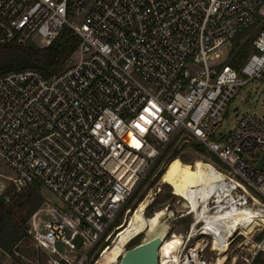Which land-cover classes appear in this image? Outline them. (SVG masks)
I'll return each mask as SVG.
<instances>
[{"label": "built area", "instance_id": "1", "mask_svg": "<svg viewBox=\"0 0 264 264\" xmlns=\"http://www.w3.org/2000/svg\"><path fill=\"white\" fill-rule=\"evenodd\" d=\"M65 28L78 45L60 72L0 77V165L13 173L0 178L59 203L46 198L51 218L33 234L50 256L45 264H87L101 254L134 192L181 136L224 176L210 191L223 195L220 209L264 216V167L256 169L264 116L244 114L218 132L237 89L264 81V0H0V46L38 37L48 47ZM249 34L251 51L237 68L232 60L247 45L233 41ZM214 196L208 205L217 209ZM175 210L167 239L182 233V242L166 264H227L204 223ZM184 218L187 229L176 232ZM251 235H262V250L264 226Z\"/></svg>", "mask_w": 264, "mask_h": 264}, {"label": "rangeland", "instance_id": "2", "mask_svg": "<svg viewBox=\"0 0 264 264\" xmlns=\"http://www.w3.org/2000/svg\"><path fill=\"white\" fill-rule=\"evenodd\" d=\"M251 35H244L236 38L233 41V47L246 42V52L247 54L251 51ZM38 48L44 49L45 41L41 38H36L34 40ZM32 45V44H31ZM232 63L240 66L242 59L236 57L232 60ZM68 65V63L66 64ZM65 65V66H66ZM264 101V81L253 80L247 85L237 89L236 96L231 101L227 113L224 117V123L219 129L221 132H229L237 123L239 118L244 114H253L257 118L261 119L264 116L262 111V103ZM186 137L181 136L176 139L173 144L170 145L165 155L158 161L157 165L152 170L148 179L143 181L137 190L134 192L130 198L126 209L133 210L138 204L145 199L151 192L154 195V201L147 209L146 215L151 217L156 211L170 206L171 208L178 209L180 214H184L187 204L182 200V198L173 194V190L169 185H161L160 179L164 173L168 164L174 159H180L182 162L187 164H192L196 166V169H205L209 175H212L218 171L216 168H212V164L209 163L208 155L193 141L187 142ZM205 162V163H202ZM208 162V163H206ZM202 163V164H201ZM191 167V166H190ZM214 167V166H213ZM193 168V167H191ZM0 174L4 177L13 176L11 170L3 165H0ZM4 184L6 186V191L0 196L5 197L7 200V205L5 208L10 213L9 219L13 223L18 224L21 228V233L19 234V240L14 241L9 247H12V254L4 251L0 247V264H45L50 259V256L36 247L33 234L35 227L41 228L45 220L50 219V214L47 211L48 205L46 204V198L50 199L54 204L59 206L56 197L43 190L39 187H23L17 189L11 182L6 179L0 178V187ZM36 192L43 195L45 202L44 204L32 215L29 216V211L31 205L27 203L28 198L35 196ZM127 215L124 214L120 217L118 223L126 220ZM189 224V218H184L177 222L176 232H184ZM247 226H244L246 229ZM117 231L113 234L109 245H112L116 240ZM143 236L136 238L132 241L126 248L129 249L140 242ZM262 235H257L250 241L260 244L262 242ZM248 238L241 234H236L232 239L230 250L227 253V264H247L246 259H250L255 253V258L261 256L264 261V252L259 250L257 247L253 248L250 244H247ZM100 250L94 252L89 258L87 264H94L99 258Z\"/></svg>", "mask_w": 264, "mask_h": 264}, {"label": "bare ground", "instance_id": "3", "mask_svg": "<svg viewBox=\"0 0 264 264\" xmlns=\"http://www.w3.org/2000/svg\"><path fill=\"white\" fill-rule=\"evenodd\" d=\"M160 182L161 185H169L173 194L182 198L187 204V207L182 210L189 211L188 214L193 215L196 223H204L202 231L205 235L211 236L208 237V240L212 243L213 250L219 251L217 255L220 262L227 261V252L230 250L232 239L239 231L248 238L247 244L253 248L258 247L250 240L251 234L258 227L264 226V216L260 214V210L234 206L231 209L222 210L220 207L223 203H219L224 198L223 195L210 192L217 183L225 182L223 175L218 172L209 175L205 169H194L180 159H174L166 167ZM213 194L218 205L217 209H212L208 205ZM154 195L151 192L135 209L128 212L124 224L117 230L116 240L104 249L94 264H120L122 255L132 241L145 233L152 234L167 226V223L163 221L168 214L167 207L156 211L151 217L146 215L147 209L154 201ZM246 221L252 223L246 225ZM244 226L247 228L244 229ZM181 236L182 233H176L171 241L166 239L163 242L160 249L162 264L176 258L173 252L182 242ZM220 244H223V247ZM261 249L264 251V245L261 246Z\"/></svg>", "mask_w": 264, "mask_h": 264}, {"label": "trees", "instance_id": "4", "mask_svg": "<svg viewBox=\"0 0 264 264\" xmlns=\"http://www.w3.org/2000/svg\"><path fill=\"white\" fill-rule=\"evenodd\" d=\"M77 45L78 39L72 35L69 29L65 28L53 43L44 49L33 44L25 47L13 44L0 46V77L9 72L25 69H36L46 76L55 75L64 68ZM247 55V52L244 51L240 53L239 57L243 61ZM233 66L238 68L235 63H233ZM187 165L196 169V166H192V164ZM212 168L215 167L212 166ZM35 194L27 201L31 205L29 216H32L45 202L43 195L38 192ZM7 204L5 197H2L0 199V247L12 254V247H9V245L19 240L18 236L21 233V228L18 224L10 221V213L5 208ZM253 264H264V261L261 256H257Z\"/></svg>", "mask_w": 264, "mask_h": 264}, {"label": "water", "instance_id": "5", "mask_svg": "<svg viewBox=\"0 0 264 264\" xmlns=\"http://www.w3.org/2000/svg\"><path fill=\"white\" fill-rule=\"evenodd\" d=\"M264 167V155L256 165L257 170ZM168 214L163 219L167 226L152 234H143L142 239L135 246L127 249L120 259V264H159L160 249L163 242L176 223V210L168 208Z\"/></svg>", "mask_w": 264, "mask_h": 264}]
</instances>
